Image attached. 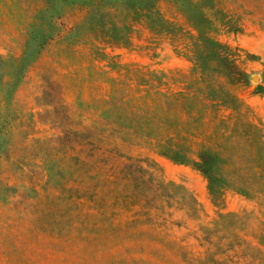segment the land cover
Here are the masks:
<instances>
[{"label": "rangeland", "instance_id": "rangeland-1", "mask_svg": "<svg viewBox=\"0 0 264 264\" xmlns=\"http://www.w3.org/2000/svg\"><path fill=\"white\" fill-rule=\"evenodd\" d=\"M0 264H264V0H0Z\"/></svg>", "mask_w": 264, "mask_h": 264}, {"label": "trees", "instance_id": "trees-1", "mask_svg": "<svg viewBox=\"0 0 264 264\" xmlns=\"http://www.w3.org/2000/svg\"><path fill=\"white\" fill-rule=\"evenodd\" d=\"M156 151L163 156H167L169 154V150L165 149L164 147H156ZM201 158L205 162L211 160L210 156H202ZM183 160L187 161V159H183ZM227 180L230 185L237 187L239 191L245 195H248L251 197L253 196L252 194H262V189H259L258 187H256L255 184H254L255 186L254 191L246 187L244 183L245 181L241 179L237 174L235 176L233 175V176L227 177Z\"/></svg>", "mask_w": 264, "mask_h": 264}]
</instances>
